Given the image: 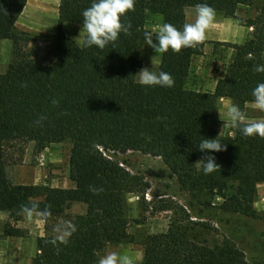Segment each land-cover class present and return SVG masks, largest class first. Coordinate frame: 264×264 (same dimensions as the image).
<instances>
[{
	"label": "trees",
	"instance_id": "trees-1",
	"mask_svg": "<svg viewBox=\"0 0 264 264\" xmlns=\"http://www.w3.org/2000/svg\"><path fill=\"white\" fill-rule=\"evenodd\" d=\"M252 2L135 0L133 10L121 17L122 23H131V34L121 32L117 41L101 50L85 48L62 32L67 23L82 26V12L92 0H60L58 32L43 59L13 63L0 74V212L17 219L21 206L31 203L51 214L63 213L74 203L87 207L71 221L77 231L66 245H52L50 233L38 239L40 252L33 264H98L109 244L129 238L127 198L145 199L150 184L109 153L160 158L193 199L219 198L227 212L258 217L254 204L258 186L264 183V138L245 137L238 128L232 135H220L219 102L232 99L245 111L254 101L252 90L264 82V73L254 71V66L264 64V2L259 16L248 23L254 30L252 39L242 45L221 43L234 54L213 92L190 84L193 59L204 54L206 41L162 54L159 71L171 74V88L141 86L135 76L149 15H160L163 24L182 30L187 8L207 3L216 12L235 17L241 6ZM26 3L0 0V40L19 39L16 23ZM217 137L226 150L210 155L220 170L204 175L195 165L205 156L199 143ZM66 141L72 144L69 178L74 188L43 189L9 179L7 167L23 161L26 144L34 142L35 150L42 151ZM93 188L102 191L94 193ZM161 200L160 210L174 215L165 232L143 241L142 264H248L245 254L228 240L216 246L200 241L199 230L208 229V224L193 219L185 206Z\"/></svg>",
	"mask_w": 264,
	"mask_h": 264
},
{
	"label": "rangeland",
	"instance_id": "rangeland-1",
	"mask_svg": "<svg viewBox=\"0 0 264 264\" xmlns=\"http://www.w3.org/2000/svg\"><path fill=\"white\" fill-rule=\"evenodd\" d=\"M263 2L264 0H253L250 6H241L238 16L235 17L236 22L245 26L256 19ZM59 5L60 0H27L16 23L19 39L16 42L0 41V74H4L13 63L29 60L40 62L43 59L48 42L58 32ZM37 9L42 10L41 18L34 15ZM216 16L230 18L222 12H216ZM186 17V23L195 21V7L186 9ZM162 24L163 18L160 15L151 14L147 20L146 30L155 32ZM62 32L79 45L86 36L82 26L74 23L65 24ZM153 41L155 42V34ZM206 46V54L203 57L201 55L195 57L191 69V86L202 90L211 89L213 80L226 72L234 54L233 49L221 43L211 42ZM161 56L162 54H156L151 47L144 44L139 72L144 68L159 72ZM232 104H235L233 100L229 106H223L222 102H219L221 118L219 133L222 136L232 135L235 130L226 117L227 109ZM244 112L249 120H261L264 117V111L255 108L254 103H247ZM71 149V142L66 141L36 151L35 143L29 142L24 148L23 161L7 167L8 177L15 184L36 185L43 189H70L75 185L69 178ZM108 155L121 162L133 174L144 176L150 184V189L145 199L137 195L127 198L128 215L132 222L130 236L122 243L109 244L102 256L107 251L118 250L132 257L134 264L142 263L143 241L148 235L165 232L174 215L170 210H160L161 199H164L169 204L172 200L185 206L193 219L208 224V229L199 230L200 241L209 246H216L228 240L245 254L248 264H264V183L258 186V195L254 204L258 217L253 218L223 210L222 200L219 198L210 196L208 202L207 197L201 201L193 199L180 189L176 177L160 158L139 152ZM86 209V206L80 203L66 206L63 213L50 214L46 220L47 228L52 230L61 220L72 221Z\"/></svg>",
	"mask_w": 264,
	"mask_h": 264
},
{
	"label": "clouds",
	"instance_id": "clouds-1",
	"mask_svg": "<svg viewBox=\"0 0 264 264\" xmlns=\"http://www.w3.org/2000/svg\"><path fill=\"white\" fill-rule=\"evenodd\" d=\"M134 4L135 0H92L90 7L82 12V29L86 32L82 41L83 47L96 46L102 50L110 43L117 41L121 32L130 35L132 25L131 23H122L121 17L133 10ZM195 17V21L185 23L182 30L171 23H164L158 26V30L155 32L146 31L144 33L145 45L151 47L156 54L167 53L169 49L178 53L182 48L195 47L205 40L207 30L215 21L216 11L207 3L197 4ZM154 34L155 42L153 41ZM254 71L264 73V64L254 66ZM135 76L138 77V84L145 87L171 88L174 85L171 74L165 71L157 72L144 68ZM252 96L255 108L264 111V82L256 85L252 90ZM53 103H58V101H53ZM226 117L228 121H231V126L238 128L243 136L264 138V119L249 120L239 105L232 104L227 109ZM218 137L215 139L203 138L199 143L198 149L205 156L195 165H197L198 171H202L204 175L220 170L215 156L210 155V153L226 150V145ZM91 190L94 193L102 191V189L95 188ZM21 214L28 221H32L34 218L43 221L47 220L51 213L47 208L40 210L37 203H31L21 206ZM76 231V225L71 221L61 220L52 229L54 235L50 243L54 246L58 243L66 245ZM98 264H134V261L132 257L122 254L118 250H110L98 259Z\"/></svg>",
	"mask_w": 264,
	"mask_h": 264
},
{
	"label": "crops",
	"instance_id": "crops-1",
	"mask_svg": "<svg viewBox=\"0 0 264 264\" xmlns=\"http://www.w3.org/2000/svg\"><path fill=\"white\" fill-rule=\"evenodd\" d=\"M37 10L34 11V15L41 18L42 10ZM238 14L239 11L235 17H237ZM235 17L219 18L216 16L213 25L206 32V38L204 40L206 41V45L211 42L242 45L246 41L252 39L253 28L249 24L245 26L239 25ZM206 45L204 54L201 55L202 57L206 54ZM225 74L226 72L218 75L217 78L213 80L212 87L208 91L213 92L218 80L224 77ZM220 102H222L223 106H229L232 99L222 98ZM74 187L75 185L72 188ZM86 211L82 214H85ZM46 224V220L42 221L39 218L28 221L24 215H21L19 218L14 219L10 217L9 213L0 212V264H33L34 257L40 252L38 248V239L45 237L48 233L54 235L51 229L48 230ZM6 229L16 231V234L7 235L5 233Z\"/></svg>",
	"mask_w": 264,
	"mask_h": 264
}]
</instances>
